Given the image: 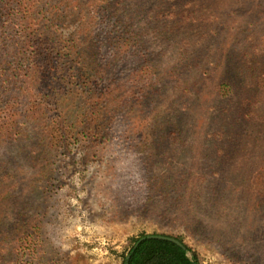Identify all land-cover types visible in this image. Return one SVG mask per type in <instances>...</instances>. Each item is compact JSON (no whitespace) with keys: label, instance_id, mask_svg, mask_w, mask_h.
I'll list each match as a JSON object with an SVG mask.
<instances>
[{"label":"trees","instance_id":"trees-1","mask_svg":"<svg viewBox=\"0 0 264 264\" xmlns=\"http://www.w3.org/2000/svg\"><path fill=\"white\" fill-rule=\"evenodd\" d=\"M168 2L0 0V144L27 138L32 163L44 165L117 131L139 140L144 167L160 171L155 191L178 190V203L197 189L201 207L223 218L232 198L244 201L264 235V0H177L179 17L199 22L193 40L157 14ZM39 187L26 171L0 172V251H20L15 264L42 245L41 225L20 203ZM8 204L19 207L11 226ZM11 228L20 229L13 238ZM141 238L123 264H204L181 236L186 249L158 238L136 247Z\"/></svg>","mask_w":264,"mask_h":264},{"label":"rangeland","instance_id":"rangeland-1","mask_svg":"<svg viewBox=\"0 0 264 264\" xmlns=\"http://www.w3.org/2000/svg\"><path fill=\"white\" fill-rule=\"evenodd\" d=\"M176 3L177 0H169L157 14L164 22L171 23L182 37L193 40L200 32L199 22L182 20ZM7 54L8 49L4 47L0 60ZM234 76L233 70L224 68L223 78L227 83ZM139 143L112 131L95 148L81 151L79 148L91 144L76 143L69 154L63 153L62 148L44 165L32 163L37 155L31 154L27 138L0 144V172L26 171L43 188L39 187V193L31 189L30 195L20 200L21 209L26 206L28 214L42 227L41 247L37 252L23 250L21 264H27L29 259L32 264H123L133 238L155 234L183 237L192 249L190 255L197 253L204 264H264V235L258 229L262 220L256 216L259 210L248 211L249 215L244 201L232 198L228 203L230 215L223 218L201 207L200 196L205 193L199 196L197 189L189 200L178 203L176 198L181 196L178 190L168 195L155 191L150 178L154 171H160L144 167L143 161L149 156L145 152L141 162ZM176 146L169 148V152L179 155ZM4 158L8 162L6 166ZM8 182L12 186L22 183L20 175ZM17 208L8 204L10 226ZM238 214H243V221L235 220ZM19 230L11 228L6 233L13 238ZM7 240L9 246L13 241ZM19 252L11 254L4 248L0 251L1 264H13Z\"/></svg>","mask_w":264,"mask_h":264},{"label":"water","instance_id":"water-1","mask_svg":"<svg viewBox=\"0 0 264 264\" xmlns=\"http://www.w3.org/2000/svg\"><path fill=\"white\" fill-rule=\"evenodd\" d=\"M149 238H158V239H163V240H168V241H171V242H174L176 243L177 245H179L180 247L186 249V246L183 242H181L180 240H178L177 238L175 237H172V236H166V235H147L145 237H142L137 243H136V247L140 245L141 242H143L144 240L146 239H149ZM190 254V253H189ZM129 259H130V256L127 257V261H126V264H129Z\"/></svg>","mask_w":264,"mask_h":264}]
</instances>
